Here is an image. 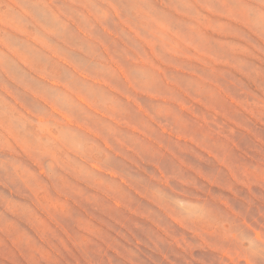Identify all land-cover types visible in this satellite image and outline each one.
I'll use <instances>...</instances> for the list:
<instances>
[{
  "label": "rangeland",
  "instance_id": "374dc122",
  "mask_svg": "<svg viewBox=\"0 0 264 264\" xmlns=\"http://www.w3.org/2000/svg\"><path fill=\"white\" fill-rule=\"evenodd\" d=\"M0 264H264V0H0Z\"/></svg>",
  "mask_w": 264,
  "mask_h": 264
},
{
  "label": "bare ground",
  "instance_id": "6f19581e",
  "mask_svg": "<svg viewBox=\"0 0 264 264\" xmlns=\"http://www.w3.org/2000/svg\"><path fill=\"white\" fill-rule=\"evenodd\" d=\"M68 118V117H67Z\"/></svg>",
  "mask_w": 264,
  "mask_h": 264
}]
</instances>
